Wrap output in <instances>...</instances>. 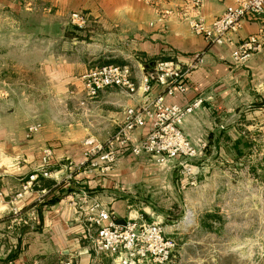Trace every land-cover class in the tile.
<instances>
[{
	"label": "crops",
	"instance_id": "obj_1",
	"mask_svg": "<svg viewBox=\"0 0 264 264\" xmlns=\"http://www.w3.org/2000/svg\"><path fill=\"white\" fill-rule=\"evenodd\" d=\"M191 1L19 0V94L9 100L19 107L0 112L3 262L37 263L60 251L80 257L81 264L93 263L101 260L92 249L95 229H88L81 204L98 203L121 223L161 219L181 198L180 174L192 183L207 177L218 161L213 151L241 167L244 148L255 145L264 166V13L247 14L222 44H213L192 30L190 20L200 16L212 22L239 0H206L198 10ZM27 2L44 17H22L20 4ZM74 12L85 13V27L71 23ZM251 36L262 39L263 47L236 62L233 51ZM160 61L187 70L185 92L167 96L168 103L204 99L183 123L193 141L206 144L204 153L164 165L149 156L126 155L106 173L85 166V141L105 142L119 130L128 108L148 104L164 89L156 85L147 94L140 87L133 93L112 87L90 98L82 76L97 65H130L140 86ZM10 118L19 123H5ZM35 124L41 127L29 137ZM45 149L52 150V177L46 179L65 181L71 191L40 210L36 202L46 195L45 187L15 197L32 174L40 175ZM15 208L20 213L14 214Z\"/></svg>",
	"mask_w": 264,
	"mask_h": 264
},
{
	"label": "built area",
	"instance_id": "obj_2",
	"mask_svg": "<svg viewBox=\"0 0 264 264\" xmlns=\"http://www.w3.org/2000/svg\"><path fill=\"white\" fill-rule=\"evenodd\" d=\"M206 0H192L195 10L201 9ZM264 13V0H239L228 5L212 22L204 17L190 20L192 30L205 37L210 43L222 44L230 31L241 26L247 14ZM71 23L85 27L87 17L83 12L70 15ZM263 47L262 39L251 36L238 44L232 56L236 62L248 59ZM186 73L175 61H160L153 71L147 72L137 86L133 68L130 65L106 64L91 67L83 76L90 98L97 97L105 89L117 87L135 92L139 87L150 93L156 85L164 92L155 96L146 105L131 107L126 111V119L119 130L105 142L85 141L84 165L101 173L113 170L120 159L126 155L135 157L149 156L164 165L178 158H196L204 153L206 144L193 141L183 130L185 119L202 107L204 99L197 97L188 104L168 103L167 96L186 90ZM150 125L144 137H138L141 129ZM39 124L28 128L31 137L39 129ZM52 150H43L40 175L32 174L23 184L15 199H22L28 191L34 189L39 178H51L49 170ZM84 219L88 229H95L91 236L94 250L99 254L114 257L116 264H169L176 257L174 241L167 236L163 224L159 221L148 222L144 219H130L121 223L106 208L98 203L82 204ZM20 211L14 209V214ZM0 264H13V260L3 263L0 247Z\"/></svg>",
	"mask_w": 264,
	"mask_h": 264
},
{
	"label": "rangeland",
	"instance_id": "obj_3",
	"mask_svg": "<svg viewBox=\"0 0 264 264\" xmlns=\"http://www.w3.org/2000/svg\"><path fill=\"white\" fill-rule=\"evenodd\" d=\"M28 2L20 4L22 17H44L42 11L36 12ZM16 94H19V0H0L1 113L19 107V102L9 101ZM5 123L17 125L19 118H10ZM244 149L241 167L226 162L222 151H213L211 156L218 161L207 177L192 183L186 174H180L179 179H184L183 193L177 204L161 219L148 220L160 221L174 241L176 257L169 264H264V166L255 145ZM98 256L101 260L90 264H116L112 256ZM31 264L81 262L80 257L56 251Z\"/></svg>",
	"mask_w": 264,
	"mask_h": 264
},
{
	"label": "trees",
	"instance_id": "obj_4",
	"mask_svg": "<svg viewBox=\"0 0 264 264\" xmlns=\"http://www.w3.org/2000/svg\"><path fill=\"white\" fill-rule=\"evenodd\" d=\"M39 184L35 185L36 189H42V187H45L46 190H44V192H46V195L52 194L50 198H46L47 196L45 195V196H42L41 199L38 200V202H36L40 210H42V208L45 205L56 203L62 198L63 195L71 191V188H65V181L56 183V182H50L46 178L40 177ZM41 200L43 201L41 202Z\"/></svg>",
	"mask_w": 264,
	"mask_h": 264
}]
</instances>
